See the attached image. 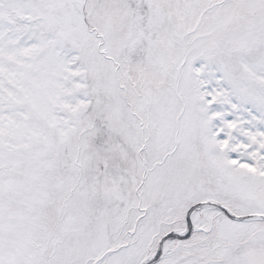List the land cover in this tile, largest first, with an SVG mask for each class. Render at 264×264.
Instances as JSON below:
<instances>
[{"label":"snow or ice","instance_id":"1","mask_svg":"<svg viewBox=\"0 0 264 264\" xmlns=\"http://www.w3.org/2000/svg\"><path fill=\"white\" fill-rule=\"evenodd\" d=\"M0 264H264V0H0Z\"/></svg>","mask_w":264,"mask_h":264}]
</instances>
